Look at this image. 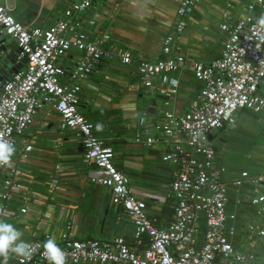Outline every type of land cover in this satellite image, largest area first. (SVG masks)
<instances>
[{
    "label": "built area",
    "instance_id": "built-area-1",
    "mask_svg": "<svg viewBox=\"0 0 264 264\" xmlns=\"http://www.w3.org/2000/svg\"><path fill=\"white\" fill-rule=\"evenodd\" d=\"M249 1L246 13L232 25L218 26L225 36L218 57L208 63L187 65L189 61L174 41L184 28L183 18L199 0H179L173 32L161 39L162 57L154 62L139 60L135 65L143 90L160 98L163 107L155 120L141 111L132 135L134 144L156 150L160 161L170 168L165 198L171 200L172 217L161 228L155 226L145 203L129 189L128 177L113 166L111 147L95 137L93 125L78 111L80 83L96 73L102 60L115 58L125 66L131 63V54L116 51L105 33L95 42L88 38L86 30L93 22L82 23L79 15L89 7V0L72 3L45 29L17 22L6 0H0V31L9 36L18 51L17 60L22 62V67L7 76L0 88V138L16 146V138L31 124L42 103H47L59 118L58 127L73 133L83 149L84 161L98 171L89 182L109 190L111 205L126 215L132 227L129 245L120 237L76 240L66 225L59 236L66 264H241L254 260L252 254L234 248L236 214L226 209L229 192L234 193L232 201L237 206L243 184L264 186V175L249 176L241 171L233 178H223L226 170L216 163L207 140L212 131L232 126L236 113L242 110L261 114L264 126V90L259 93L264 79V25L258 22L264 15V0ZM71 50L79 57L65 71L57 62ZM172 50L175 53L171 55ZM187 66L201 87L187 110L177 114L168 109L179 90L178 80L170 75ZM30 151L31 146L26 144L19 157L25 159ZM7 166H0V219L8 216L5 203L11 195L22 192L20 184L4 176ZM21 201L25 205L26 197L22 196ZM249 204L259 216L264 194L254 195ZM25 212L24 206L19 209L20 214ZM245 229L250 246H264V226L250 223ZM46 239L48 236H44ZM26 242L32 245L31 255L15 256L16 263L48 264L42 242ZM261 259L264 264V248Z\"/></svg>",
    "mask_w": 264,
    "mask_h": 264
},
{
    "label": "crops",
    "instance_id": "crops-1",
    "mask_svg": "<svg viewBox=\"0 0 264 264\" xmlns=\"http://www.w3.org/2000/svg\"><path fill=\"white\" fill-rule=\"evenodd\" d=\"M77 1L80 0H6V4L17 22L45 29ZM89 1V7L79 15L82 23L86 20L93 22L86 30L88 38L95 42L102 33L107 34L109 44L116 51L129 52L132 61L124 66L115 58L102 60L96 73L80 83L78 111L93 125L95 137L111 147L113 166L128 177L129 189L145 203L155 226L162 228L172 217L171 200L165 198L170 168L160 161L156 150L134 144L132 135L141 111H146L155 120L163 107L160 98L145 93L135 65L139 60L154 62L162 57L161 39L173 32L174 11L179 0ZM248 4L249 0H199L191 13L183 18L184 28L174 41L180 54L189 61L187 65L191 62L208 63L217 58L225 38L218 26L222 23L232 25L246 13ZM4 45L16 50L12 41H5ZM101 46L108 44L102 43ZM174 53L172 50L171 55ZM78 57L79 54L71 50L57 63L68 71ZM187 67L170 75L178 80L179 90L168 109L177 114L187 110L201 87ZM63 80L64 76L61 77ZM259 88L261 93L264 79ZM261 118V114L238 111L232 126L212 131L207 140L210 142L216 134L234 129L236 124L243 128L244 136L245 131H250L264 137ZM58 123L57 114L47 103H42L31 124L16 138L17 151L4 176L20 184L22 192L13 193L5 203L8 216L4 220L14 224L24 241H41L43 244L44 236H48L59 245V236L69 225L72 238L76 240L108 241L120 237L131 245L130 221L119 208L111 205L108 189L89 182V178L97 176L98 171L84 161L83 149L73 133L60 129ZM26 144L31 146V151L21 159L19 152ZM215 157L218 164L216 154ZM238 173L234 175L226 170L223 178L230 179ZM257 174L264 175V169ZM159 188H164V192H159ZM252 188L254 192L246 191L247 196L239 198L237 206L230 200L228 206L231 208L227 207L235 211L238 224L234 248L254 256V260L241 264H253L257 259L263 264V244L250 246L245 229L250 223L264 226V207L257 216L256 208L249 204L254 195L264 194V186ZM22 196L26 197L25 205L21 201ZM23 206L26 212L20 214L19 209ZM14 263L15 259H9V264ZM215 264L221 263L216 261Z\"/></svg>",
    "mask_w": 264,
    "mask_h": 264
},
{
    "label": "rangeland",
    "instance_id": "rangeland-1",
    "mask_svg": "<svg viewBox=\"0 0 264 264\" xmlns=\"http://www.w3.org/2000/svg\"><path fill=\"white\" fill-rule=\"evenodd\" d=\"M128 122L132 123L131 120ZM245 132L246 136L243 135V128L239 124H236L234 129L225 131L222 134H216L215 138L212 139L208 145L217 155L218 164L229 173L235 175L240 171H245L249 176H254L257 173H262L263 167L261 166L264 161V137L254 135L250 131ZM158 190L159 192H164V188H159ZM253 190L252 186L243 184L238 199L246 197V191L250 193L254 192ZM229 198L230 200H234V193L231 192ZM228 208L231 207L228 206ZM228 208L226 209L227 211L230 210ZM236 212L239 213V209H237ZM14 257L15 256H11L10 259H14ZM254 263L260 264L258 259Z\"/></svg>",
    "mask_w": 264,
    "mask_h": 264
},
{
    "label": "clouds",
    "instance_id": "clouds-1",
    "mask_svg": "<svg viewBox=\"0 0 264 264\" xmlns=\"http://www.w3.org/2000/svg\"><path fill=\"white\" fill-rule=\"evenodd\" d=\"M259 24L264 25V15L259 18ZM98 128L102 127L97 125ZM17 149L13 142L0 138V166L11 163ZM2 215V213H0ZM22 233L12 223L0 219V264H9L11 256L28 257L32 245L21 239ZM43 255L48 264H66V253L54 238L46 239L43 244Z\"/></svg>",
    "mask_w": 264,
    "mask_h": 264
},
{
    "label": "water",
    "instance_id": "water-1",
    "mask_svg": "<svg viewBox=\"0 0 264 264\" xmlns=\"http://www.w3.org/2000/svg\"><path fill=\"white\" fill-rule=\"evenodd\" d=\"M5 41H9V36L0 31V88L8 75L22 67V62L17 60L18 51L7 48L4 45Z\"/></svg>",
    "mask_w": 264,
    "mask_h": 264
}]
</instances>
